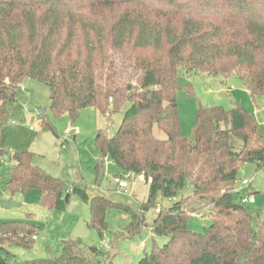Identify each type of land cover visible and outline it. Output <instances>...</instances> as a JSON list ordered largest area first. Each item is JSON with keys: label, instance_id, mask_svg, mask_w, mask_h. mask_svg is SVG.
<instances>
[{"label": "trees", "instance_id": "1", "mask_svg": "<svg viewBox=\"0 0 264 264\" xmlns=\"http://www.w3.org/2000/svg\"><path fill=\"white\" fill-rule=\"evenodd\" d=\"M182 73L232 75L252 99L264 96V0H0V144L7 122H25L15 92L26 78L48 86L55 117L74 121L95 108L110 121L122 111L111 136L96 133L94 169L98 179L107 156L115 176L131 173L148 185L137 210L123 206L128 234L144 227L158 195L175 200L150 227L167 242L137 264H264V211L253 214L232 194L245 164L264 168V134L243 107L199 104L191 138L181 137L175 91ZM154 126L165 139L153 136ZM12 150L10 192L35 190L38 205L55 211L77 195L89 203L87 227L102 237L111 202L50 177L32 165L28 150ZM184 190L216 210L203 233L187 228L185 200H176ZM38 230L28 222L3 223L0 249L29 248ZM82 248L63 242L57 257L20 264H101L98 252L89 256Z\"/></svg>", "mask_w": 264, "mask_h": 264}, {"label": "rangeland", "instance_id": "2", "mask_svg": "<svg viewBox=\"0 0 264 264\" xmlns=\"http://www.w3.org/2000/svg\"><path fill=\"white\" fill-rule=\"evenodd\" d=\"M132 83L134 87H138L139 77L135 76ZM177 84L182 87L175 91L181 137L191 138L199 104L220 106L226 111L235 106L243 107L252 114L264 134V96L252 99L237 77H213L205 74L189 77L182 73ZM185 85L188 87L183 88ZM15 98L24 108L25 122L15 119V126L7 122L6 130L9 135L3 146L0 144V227L8 222H28L39 230L33 246L29 248L5 247L8 253L0 249V257L7 260L6 264L55 258L60 254L63 242L68 241L80 243L85 254L89 256L98 252L96 258L101 264H137L152 248L161 247L167 242L165 237L152 235L150 227L157 212L168 208L175 200L158 195L154 200L155 205L144 214V227L139 233L130 235L127 232L130 215L123 206L137 210L147 200L148 185L142 176L136 175L130 179L129 195L115 192L111 181L118 169L107 156L102 159L103 173L96 179V133L101 130L105 137L111 136L121 123L122 111L113 114L110 121H106L95 108L84 109L74 121L69 120L66 115L55 117L49 109L48 86L32 78L22 81L15 92ZM37 108L46 109L43 117L50 129L42 125L43 117L37 115ZM33 125H38V129L29 131V126ZM16 129L19 134L14 137L12 134L16 133ZM152 133L156 139L166 138L156 126ZM15 147L28 150L32 154V165L50 177L59 179L68 187L76 185L84 189L90 198L104 197L112 203L105 214L106 231L102 237L87 227L90 217L89 203L83 202L77 195L70 196L64 211H55L38 205V192L35 190L20 193L10 192L5 187L14 164L10 161V155ZM243 180L250 184L241 189L240 196H250L255 201L245 206L253 214L262 213L264 168L245 164L238 174L234 188H240ZM182 199L185 200L189 215L187 228L192 232L203 233L216 210L200 203L190 190H184L176 197V200ZM233 200L238 203L239 195L233 194ZM5 201L18 206L5 210L2 208Z\"/></svg>", "mask_w": 264, "mask_h": 264}, {"label": "built area", "instance_id": "3", "mask_svg": "<svg viewBox=\"0 0 264 264\" xmlns=\"http://www.w3.org/2000/svg\"><path fill=\"white\" fill-rule=\"evenodd\" d=\"M11 124L14 125L16 124V122H11ZM262 126L264 127V123L262 124ZM35 129H38V125H33L29 127L30 131H34ZM132 176L134 175L131 173L113 176L111 185L114 187V191L117 193L123 194L125 196L129 195L130 191L128 190V188L130 186V179L132 178ZM249 184L250 182L243 180L240 185L241 187L238 189L234 188L232 191V194L239 195V202L241 205L253 204L255 202L253 197L240 196L241 189L248 186ZM33 239H35V237ZM141 247L143 248L144 246L141 245Z\"/></svg>", "mask_w": 264, "mask_h": 264}, {"label": "water", "instance_id": "4", "mask_svg": "<svg viewBox=\"0 0 264 264\" xmlns=\"http://www.w3.org/2000/svg\"><path fill=\"white\" fill-rule=\"evenodd\" d=\"M36 111H37V115L40 117L44 116L46 113V109H44V108H37ZM16 206H18V205H15V204L11 203L10 201H5L2 203V208L5 210L10 209L12 207H16Z\"/></svg>", "mask_w": 264, "mask_h": 264}, {"label": "crops", "instance_id": "5", "mask_svg": "<svg viewBox=\"0 0 264 264\" xmlns=\"http://www.w3.org/2000/svg\"><path fill=\"white\" fill-rule=\"evenodd\" d=\"M16 124H14V126H15ZM30 127V126H29ZM18 129H16V133L15 134H13V136L15 137V136H18Z\"/></svg>", "mask_w": 264, "mask_h": 264}]
</instances>
